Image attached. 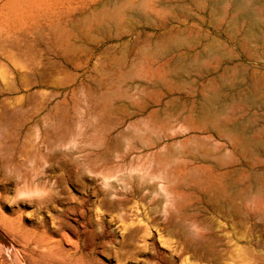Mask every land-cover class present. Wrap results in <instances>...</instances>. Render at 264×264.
<instances>
[{
    "label": "rangeland",
    "instance_id": "obj_1",
    "mask_svg": "<svg viewBox=\"0 0 264 264\" xmlns=\"http://www.w3.org/2000/svg\"><path fill=\"white\" fill-rule=\"evenodd\" d=\"M221 1L0 0V228L15 240L0 238V264H264V210L255 215L249 201L264 194V35L244 47V24L217 31L237 16ZM249 2L264 23V0ZM210 17L203 28L216 49L194 46L206 51L200 65L155 76L157 85L144 78L152 53L172 57L165 24L195 29ZM215 84L223 118L248 121L262 141L238 161L250 197L239 214L178 167L203 158L197 139L207 138L212 158L219 144L230 152L209 131L185 130L202 120ZM156 108L179 115L170 130L148 121Z\"/></svg>",
    "mask_w": 264,
    "mask_h": 264
},
{
    "label": "bare ground",
    "instance_id": "obj_2",
    "mask_svg": "<svg viewBox=\"0 0 264 264\" xmlns=\"http://www.w3.org/2000/svg\"><path fill=\"white\" fill-rule=\"evenodd\" d=\"M154 1H157V0H154ZM226 1L227 2L228 1H232V4L230 6H228V7L225 6V9H224L225 11L224 12L225 13L226 12H228V13L229 12H235L234 14L237 13V16L234 15L235 18L231 21V23L229 24V26L227 28L218 26L217 31H221L223 28H225L226 31H223V32L227 33V35H228V33L230 34L232 32L231 33V35H232L233 32H235L240 26H242V24H244V27L247 30L245 32L246 35L244 37L243 46L246 45V44L251 46L254 43L262 42L263 41L262 35H264V23L261 21V17H263V16L261 15V13L259 11L256 10L255 6L252 5L249 2V0H222L221 2L225 3ZM202 3H203V1H202ZM221 6H223V5H221ZM226 7H227V9H226ZM146 8H149V6L146 7ZM152 9L155 10L154 6L151 8V10ZM216 11H218V10H216ZM147 13H149V12H147ZM213 13H215V10H212L211 14L213 15ZM212 19H211V17H210V20L209 19H205V20L203 19L204 20V21H202L203 22V26L200 25V26H198V28H195V29L186 28V29L182 30V28H179V27H177L175 25L165 24L162 28L165 29V32L167 33V35L163 39L164 44H166V46H163V47H166L165 50L167 49L166 50V54L167 55H171L172 54V57L169 58V56H168L169 60H167L166 62H161L159 60V57H157L156 55H153V53L151 54V52H150L152 57H150L149 59L146 58V59H148V62H147L148 63V65H147L148 68H146V66H145L146 69L143 67L144 70H145L144 75H143L144 78H146L147 80H150V82L153 81V84L157 85L158 82L156 83L157 80H155V76H160V77H162L163 79L166 80V79L170 78V77L166 78L170 74H177L178 75V73L181 70H185V69L187 70V68L190 67V66L188 67V64L195 65V67H196V65H200L201 60L203 59V57H205L206 51L208 50V52H210V51H214V49H216V45L215 44L217 42L214 40V43H210L209 44V42L212 41L211 36L208 35V34H205V32H204L205 26L214 25L213 24L214 20L212 21ZM241 21H245V23H241ZM227 23H229V22H227ZM219 25H221V24H219ZM185 30L188 31L189 34H185L186 33ZM235 35H236V33H235ZM234 38H233V43H235V45L237 44L241 48L242 45H241L239 39L236 40V38L235 39ZM205 40L208 41V47L206 48V51L204 49L198 50V49H196V47L194 48V46H197L199 43H201V42H203ZM262 44H264V43H262ZM161 45H159V46H161ZM251 48L252 47H250V49ZM67 50H69V49H67ZM162 50H161V52H159V51H157V52L162 53ZM244 50L246 51L245 48H244ZM182 51H184V52H182ZM251 53H250V56L254 54V53L253 54H251ZM150 54H148V55H150ZM207 54H209V53H207ZM145 55H147V54H145ZM230 56H231V54H230ZM163 58H165V57H163ZM207 58L210 59V57H207ZM206 61H207V59H206ZM169 62H171V63L174 62L173 64H175V66H176L175 69L174 68H172L173 70L172 69H170V70L167 69L166 65ZM156 64H158V66H155ZM141 70H142V68L140 69V71ZM140 71L138 70L137 73H139ZM232 73H234V72H232ZM134 76L135 75H133V77ZM139 77H141V74H140ZM162 78H160V79H162ZM220 81H221V79H220ZM226 81H228V80H226ZM36 82H37V80H36ZM43 82H45V81H43ZM182 84H184V83H182ZM139 85H143V83H141V84L133 83L132 87L133 88H135V87L138 88ZM164 86H166L165 83H164ZM169 87H170V85H169ZM208 87L205 86L203 88V93H205L208 90ZM262 87H264V86H262ZM221 89H222V87L220 85H216L215 84V90L213 89L215 92L212 94L210 99L207 100L203 104L202 110L199 113H197V114L201 115V117H199V118H201L202 120L201 119H200L201 121L198 120L199 123H197V119H195L196 120V122L194 121L195 123L194 122H192V124L188 123V126H186L185 130L193 131V130L199 129V130H202L203 132H208L209 131V132L212 133V136H214L215 138H219L221 140L230 142L231 143L230 152H225L224 153L223 152L224 144H221V145L219 144L218 146H215L217 148V152H215L216 155H214V157L212 158L211 157V153H210V146L208 147L207 138L204 137V138H201V139H197L198 144L200 146L204 147L202 149V154H201V156L203 158L199 159L197 154L193 153L192 156H194L195 159L198 160V161L192 163L190 160H182L179 163L178 167L180 169V172H182V174H183L182 176L183 177L184 176H191L192 180L195 182V184L200 189H202V190L207 192L208 198H209V200L211 202L216 203L219 207L220 206H224V207L231 206V207H233L235 209L236 214H239V213H241L240 209L242 208V206L245 203H248V200L250 199V197H249V194H247L248 196L245 194V191L243 189V186H242V183H241V179H240V176L242 175V171H241L242 168L238 167V165H239L238 161L243 162V157L247 156L246 155L247 153L249 154V152H252L256 148H258L259 145H262L261 144L262 141L259 142L256 137L251 136L248 133L250 131L249 124H251V123H248V121L245 120L246 121L245 122V121L242 120V121L236 122V121H232L230 118H226V119L223 118L222 115L224 114V110L219 107V101H220V96H221L220 92L222 91ZM145 91H148V92H146V94H151V93H149L150 90H145L144 89L143 92H145ZM257 92H256V94L252 93V95L250 97H247L248 99L250 98L249 101L251 100L250 101L251 103L253 102V103L256 104V101L258 102V100L260 98H262L263 88L260 89V87H259V89H257ZM168 94H170L172 96L171 100H172V102H174L175 99H176V96H175L176 90L172 87V88L169 89ZM156 97H157V95H156ZM244 97H246V96H244ZM244 97H243V99L245 100ZM203 98H204V96H203ZM193 102H194V100H193ZM233 102H234V100H233ZM166 103H167V101H166ZM240 103L241 102H239V104H237V105L235 104L236 106H234L233 110H234L235 114L237 112H239V110L241 108H243V107H241L242 105H240ZM154 104L158 105V106L162 105V99H156ZM244 105H247V103L246 104L244 103ZM180 111H182V110H180ZM227 111H228V109H227ZM148 112H149V114H148L149 120L148 121L149 122L153 121L154 124H155V127L157 126V127H159V129L161 128L162 130L168 129L171 126L172 120L173 119L178 120V118H179V115H177L175 113L174 114H162V112L160 111L159 108L152 109V110H150ZM190 115H188V117ZM134 116H135L134 113H132V114L130 113V118L131 119ZM189 118H191V116ZM192 119H193V115H192ZM139 121H142V120L140 119ZM149 122L147 123L148 125H150ZM134 123H135V121H134ZM169 130H170V128H169ZM210 136H208V137H210ZM212 136H211V138H212ZM212 148H214V147H212ZM250 156H251V154H250ZM247 160H248V158H247ZM235 177H237V178H235ZM261 193H262L261 191L256 189V193L253 194L251 200H249L256 207L257 211L255 212V215H257L258 211L264 210V194L262 196ZM261 218H263V220H264V215ZM4 230H3V228H0V238L3 239V240H6L7 242L10 241V242L15 244V240L7 233L6 230H5L6 232ZM3 246L4 245H2L1 242H0V248L1 249L5 248V247L3 248ZM11 253H13L14 256L16 254V253L14 254V251L11 252ZM18 264H20V263H18Z\"/></svg>",
    "mask_w": 264,
    "mask_h": 264
}]
</instances>
